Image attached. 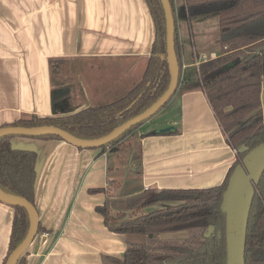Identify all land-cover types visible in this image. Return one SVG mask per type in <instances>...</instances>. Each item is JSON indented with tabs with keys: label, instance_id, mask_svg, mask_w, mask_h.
Returning <instances> with one entry per match:
<instances>
[{
	"label": "crops",
	"instance_id": "crops-1",
	"mask_svg": "<svg viewBox=\"0 0 264 264\" xmlns=\"http://www.w3.org/2000/svg\"><path fill=\"white\" fill-rule=\"evenodd\" d=\"M4 3L0 126L26 115L56 117L110 103L141 78L155 38L145 0H0V7ZM183 5L175 22L188 69L194 20L186 19ZM203 43L197 44L202 52L216 49ZM262 80L264 114V75ZM170 100L160 111L165 119L147 120L123 139L128 146L116 151L11 137L12 148L37 155L34 206L49 232L44 240L39 234L33 239L26 264H104L103 255L121 258L125 235L107 227L96 206L108 199L111 220L125 212L123 202L147 190L209 188L224 180L236 155L202 88L183 80ZM170 125L172 130L158 132ZM95 188L105 191L89 193ZM13 216L14 208L0 202V264Z\"/></svg>",
	"mask_w": 264,
	"mask_h": 264
},
{
	"label": "trees",
	"instance_id": "trees-1",
	"mask_svg": "<svg viewBox=\"0 0 264 264\" xmlns=\"http://www.w3.org/2000/svg\"><path fill=\"white\" fill-rule=\"evenodd\" d=\"M170 2L174 13L173 0ZM145 3L153 19L155 38L141 78L132 88L110 103L56 117L26 115L3 126L48 124L61 127L75 137L91 139L106 135L155 102L169 84L165 19L161 0H145ZM183 7L188 21L217 18L219 55L200 63L198 75L194 67L188 68L184 82L202 88L236 158L224 180L214 187L147 190L130 197L125 201V209L133 210V213L113 227L110 225V201L106 199L96 206L95 210L102 215L105 225L116 233L124 234L126 239L122 257L103 255L104 264H226L225 214L220 208L222 193L236 164L250 149L264 143V114L260 98L264 52L245 61L264 45V0H184ZM175 48L180 65L176 22ZM145 122L131 127L110 144L99 148L109 147L110 151L123 149V139ZM11 137L14 136L0 138V188L34 205L37 155L31 150L12 148ZM36 138L61 139L55 136ZM256 184L247 217L245 264H264V171ZM88 191L104 192L105 188ZM10 206L14 208V216L8 251L2 264L23 239L29 225L26 210ZM143 209L145 212H137ZM210 226L213 231L205 237ZM44 230L39 224L37 234ZM165 232H186V235L161 238ZM26 255L25 252L20 256L17 264H26Z\"/></svg>",
	"mask_w": 264,
	"mask_h": 264
},
{
	"label": "water",
	"instance_id": "water-1",
	"mask_svg": "<svg viewBox=\"0 0 264 264\" xmlns=\"http://www.w3.org/2000/svg\"><path fill=\"white\" fill-rule=\"evenodd\" d=\"M165 19V48L166 63L168 65L169 81L167 88L162 92L155 102L145 108L144 111L130 117L127 121L114 127L109 133L101 137L81 138L75 137L61 127L42 124L41 126H0V138L7 135L21 137L55 136L75 148L94 149L108 145L117 139L131 127L141 124L150 119L166 105L179 86L180 65L178 64L175 48V16L170 0H161ZM264 52V45L252 52L245 61ZM173 126H165L158 130L159 133L170 131ZM264 171V143L258 144L236 164L231 173L225 190L221 197V210L225 214V237H226V264H245V241L248 214L252 197L256 191V183ZM0 202L6 205H16L24 208L27 212L28 229L20 243L7 256L5 264H17L18 258L22 256L37 235L39 222L36 207L27 199L20 196L8 194L0 188ZM213 227L210 226L205 237H209Z\"/></svg>",
	"mask_w": 264,
	"mask_h": 264
},
{
	"label": "rangeland",
	"instance_id": "rangeland-1",
	"mask_svg": "<svg viewBox=\"0 0 264 264\" xmlns=\"http://www.w3.org/2000/svg\"><path fill=\"white\" fill-rule=\"evenodd\" d=\"M184 4V0H173V6H174V13H177L180 6H182ZM6 5L5 3L4 4H1V7H0V10H4L6 9ZM183 13H184V9H183ZM217 18L216 17H211V19H203V18H197V19H194V21L192 22V30H193V34H194V40H195V47L200 51L199 47H198V41L199 40H203L204 43H203V47L205 48H212L213 45H215L214 47L216 48L215 50H217V52H219L220 50V47H218V35H219V30H218V23H217ZM209 26V27H208ZM1 32V31H0ZM9 36H12L10 34H8ZM8 38H12V37H8ZM202 48V47H201ZM163 109V108H162ZM161 111V110H160ZM160 111L158 113H156L155 115H153L152 117H150V119H152L153 123H159L160 121H162V119H165V113L162 112V114H160ZM149 119V120H150ZM128 139L122 141V144H124V146L127 145V142ZM128 146V145H127ZM135 147L137 148V144L135 143ZM236 155V154H235ZM123 206V207H122ZM122 209L125 210V212H122V211H118L116 212L114 215H113V219L110 220V222L113 224L114 222H118L119 219H126L128 217H130L131 211L133 210H127L125 209L126 207V204L125 202H123L122 204ZM121 209V208H120ZM136 211V208L134 209V212ZM137 212H145V210H138ZM114 221V222H113ZM44 232L47 233L48 235V231L47 230H44ZM44 232L40 233L39 234V237H38V240H44V238L47 236V235H44ZM186 235V232H182V233H177V232H165L164 234H161L160 237L161 238H165V237H182ZM7 251H8V248H7ZM7 251L3 257V260L7 254ZM3 263V261H2ZM1 263V264H2Z\"/></svg>",
	"mask_w": 264,
	"mask_h": 264
},
{
	"label": "built area",
	"instance_id": "built-area-1",
	"mask_svg": "<svg viewBox=\"0 0 264 264\" xmlns=\"http://www.w3.org/2000/svg\"><path fill=\"white\" fill-rule=\"evenodd\" d=\"M190 48H191V55H192V61L190 65L191 67L195 68V71H197V75H198L199 64L217 57L220 52V51L217 52V50H212L210 52H202V51H199L194 46H191ZM180 65L181 67H180V74H179V82H182L184 80V74L187 70L188 65L183 62V59L181 58V56H180ZM147 189L148 187H146V190ZM44 235H47V233L44 232L42 236Z\"/></svg>",
	"mask_w": 264,
	"mask_h": 264
}]
</instances>
